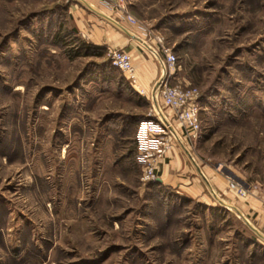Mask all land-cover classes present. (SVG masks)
I'll use <instances>...</instances> for the list:
<instances>
[{
  "label": "rangeland",
  "instance_id": "obj_1",
  "mask_svg": "<svg viewBox=\"0 0 264 264\" xmlns=\"http://www.w3.org/2000/svg\"><path fill=\"white\" fill-rule=\"evenodd\" d=\"M89 1L100 13L0 0V264H264L259 227L208 182V198H188L162 163V181H142L138 126H170L172 110L75 27L82 14L117 29L103 14L148 58L170 49L171 84L198 91L201 121L189 152L175 130L172 143L264 200V0Z\"/></svg>",
  "mask_w": 264,
  "mask_h": 264
},
{
  "label": "crops",
  "instance_id": "obj_2",
  "mask_svg": "<svg viewBox=\"0 0 264 264\" xmlns=\"http://www.w3.org/2000/svg\"><path fill=\"white\" fill-rule=\"evenodd\" d=\"M83 1L93 7L89 0ZM90 20L91 19L85 15H79L77 22L79 24L81 22L82 28H79L78 24L75 25V27L78 29L80 35L84 38L91 39L95 44H99V46L123 49L129 52L132 55L133 67L136 74V88L140 94L152 96L154 89L156 88V84H158L157 81L160 79L163 70L157 59L155 61L153 58H148L140 51V47L134 43L136 40L133 39L134 37L132 36L134 35L132 33L127 34L118 29L114 24L113 25L117 29H112L110 26L93 24L92 20ZM135 33L138 35L136 31ZM155 91L157 90L155 89ZM161 115L166 123L170 124V128H173L172 131L175 130L178 132L175 120L173 119V112L161 111ZM182 144L183 143H181V145ZM182 146L188 152L190 151V148L186 145L183 144ZM166 159L167 163H162L161 177H163L162 175L164 174H173L171 179L172 182L169 184L177 187L179 194L197 200L208 198L200 180V178H202L204 185L208 186L206 184V182H208L209 187L213 189L216 195L214 196L216 201H219V199L223 200L225 204L230 206V208H232V210L236 213L246 217L248 223L250 225L252 224V229L255 232H258L256 227L260 228V226L264 223V200L252 194L250 197L241 198L238 195V186L234 181L232 173L229 172V175H223L216 170H206L198 163L193 164L189 159L187 160V158L184 157L181 152V146H174L169 151ZM259 237L261 238L263 235H260Z\"/></svg>",
  "mask_w": 264,
  "mask_h": 264
},
{
  "label": "built area",
  "instance_id": "obj_3",
  "mask_svg": "<svg viewBox=\"0 0 264 264\" xmlns=\"http://www.w3.org/2000/svg\"><path fill=\"white\" fill-rule=\"evenodd\" d=\"M122 18L131 25L138 26V22L127 13H122ZM160 45L161 49H151L152 55L163 69L158 81L157 96L161 104L172 110L177 123V134L182 143L190 148L199 139L201 131L199 93L195 88L171 84L177 57L170 49L161 43ZM107 56L111 66L122 71L127 77H134L132 55L129 52L108 48ZM169 133H172V128L161 123L145 121L138 126L137 143L144 163L142 181L157 182L160 179L157 174L158 166L174 147ZM259 230L264 235V223Z\"/></svg>",
  "mask_w": 264,
  "mask_h": 264
},
{
  "label": "water",
  "instance_id": "obj_4",
  "mask_svg": "<svg viewBox=\"0 0 264 264\" xmlns=\"http://www.w3.org/2000/svg\"><path fill=\"white\" fill-rule=\"evenodd\" d=\"M81 1L84 5H86L87 7H89L90 9H92L93 11L97 12V13H100L98 12L96 9H94L93 7H91L90 5H88L85 1L83 0H79ZM103 16V18H105L107 21L111 22L112 24H114L118 29H120L121 31L127 33V34H130L126 29H124L122 26H120L119 24H117L116 22H114L112 19L108 18L107 16L101 14ZM158 181H161V179H158Z\"/></svg>",
  "mask_w": 264,
  "mask_h": 264
},
{
  "label": "trees",
  "instance_id": "obj_5",
  "mask_svg": "<svg viewBox=\"0 0 264 264\" xmlns=\"http://www.w3.org/2000/svg\"><path fill=\"white\" fill-rule=\"evenodd\" d=\"M86 47L95 48V49H101V47H97V46H95V45H88V46H86Z\"/></svg>",
  "mask_w": 264,
  "mask_h": 264
},
{
  "label": "bare ground",
  "instance_id": "obj_6",
  "mask_svg": "<svg viewBox=\"0 0 264 264\" xmlns=\"http://www.w3.org/2000/svg\"><path fill=\"white\" fill-rule=\"evenodd\" d=\"M140 41V40H139ZM179 138V137H178ZM216 196V195H215Z\"/></svg>",
  "mask_w": 264,
  "mask_h": 264
}]
</instances>
